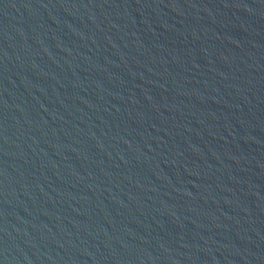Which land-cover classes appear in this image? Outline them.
<instances>
[{
	"label": "water",
	"instance_id": "water-1",
	"mask_svg": "<svg viewBox=\"0 0 264 264\" xmlns=\"http://www.w3.org/2000/svg\"><path fill=\"white\" fill-rule=\"evenodd\" d=\"M0 264H264V0H0Z\"/></svg>",
	"mask_w": 264,
	"mask_h": 264
}]
</instances>
